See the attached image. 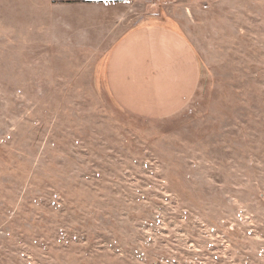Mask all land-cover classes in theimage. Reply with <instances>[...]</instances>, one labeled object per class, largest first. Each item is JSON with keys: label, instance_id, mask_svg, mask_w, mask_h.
I'll list each match as a JSON object with an SVG mask.
<instances>
[{"label": "rangeland", "instance_id": "1", "mask_svg": "<svg viewBox=\"0 0 264 264\" xmlns=\"http://www.w3.org/2000/svg\"><path fill=\"white\" fill-rule=\"evenodd\" d=\"M168 16L198 91L138 118L110 58ZM0 264H264V0H0Z\"/></svg>", "mask_w": 264, "mask_h": 264}, {"label": "crops", "instance_id": "2", "mask_svg": "<svg viewBox=\"0 0 264 264\" xmlns=\"http://www.w3.org/2000/svg\"><path fill=\"white\" fill-rule=\"evenodd\" d=\"M199 76L195 51L169 26V16L166 24L128 33L114 48L108 69L115 101L125 112L146 120L168 118L188 105L197 94Z\"/></svg>", "mask_w": 264, "mask_h": 264}]
</instances>
